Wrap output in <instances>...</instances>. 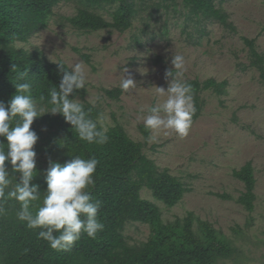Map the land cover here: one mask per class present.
Here are the masks:
<instances>
[{
    "label": "rangeland",
    "instance_id": "1",
    "mask_svg": "<svg viewBox=\"0 0 264 264\" xmlns=\"http://www.w3.org/2000/svg\"><path fill=\"white\" fill-rule=\"evenodd\" d=\"M135 3L138 13L132 26L119 32L84 31L67 21L81 7L110 20L115 5L92 7L83 0L61 1L45 28L25 42H16L15 47L40 49L48 60L64 61L69 67L82 62L86 95L76 100L101 109L102 128L121 124L132 139L143 143L144 153L158 167L169 168L188 188L172 207L142 189L141 196L160 207L164 222L193 212L211 222L233 246V253L215 264H264V84L255 68L244 69L248 53L242 39L255 38L257 50L264 54V0L217 1L216 7L227 14L234 30L216 19L191 15L181 0ZM81 54L89 55L90 63ZM176 54L185 57V81L213 77L226 81V92L202 93L204 107L186 137L150 129L144 137L140 126H144L146 107L165 99L156 95L155 86L167 88L164 72ZM123 67L137 85L128 92L119 87ZM114 88L121 90L117 99L104 92ZM247 161L256 179L250 213L237 202L244 186L232 175L233 169ZM149 233V224L140 222H129L123 230L129 245L140 244Z\"/></svg>",
    "mask_w": 264,
    "mask_h": 264
},
{
    "label": "trees",
    "instance_id": "2",
    "mask_svg": "<svg viewBox=\"0 0 264 264\" xmlns=\"http://www.w3.org/2000/svg\"><path fill=\"white\" fill-rule=\"evenodd\" d=\"M61 1L64 0H0V101L6 106L16 93L15 84L30 82L31 95L38 108L51 107L47 102L49 90L58 86L61 79L54 62H62L66 68L70 67L61 60H48L40 49L28 51L16 48L15 43L25 42L32 34L45 28L54 7ZM83 1L92 7L115 5L110 20L87 7L78 8L67 21L84 31L113 29L125 32L132 26L138 13L135 0ZM217 1L225 0H181L191 15L216 19L234 30L227 14L216 7ZM242 39L248 53L244 69L255 68L259 80L264 84V54L257 50L255 38ZM81 56L86 63H90L89 55ZM13 64L17 66L15 70H12ZM25 71L28 72L27 76L19 79V73ZM187 82L194 89V123L205 104L202 93L211 90L222 95L226 92V81L209 77ZM104 92L117 99L121 90L105 89ZM42 94L46 98L43 102L39 100ZM85 95L84 88L77 90L70 98H83ZM81 103L86 112L91 109L88 116L97 123L98 129H103L99 122L101 109L86 100ZM140 128L147 137L149 129L144 126ZM31 129L39 137L34 145L37 174L31 183L38 185L41 192L46 189L44 173L49 160L61 165L75 155L98 160L93 174L94 186L87 191L93 201L101 203L97 219L104 228L95 238L82 232L80 239L69 250H55L47 241L37 238V233L42 229H29L25 222L17 219L20 204L14 200L7 201L4 203L5 213L0 215V264H215L219 258L233 253L231 242L211 222L196 217L193 212L164 222L160 207L141 196L142 189L146 188L154 199L172 207L182 199L188 188L170 173L169 168L158 167L144 153L143 143L132 139L121 124L107 128L108 140L102 145L80 139L75 128L60 114L46 113L35 118ZM0 142L6 143L3 137H0ZM12 175L18 182L19 174ZM232 175L244 186L237 202L247 212H252L256 199V179L251 161L233 169ZM14 184L15 180L12 186ZM129 222L149 224L150 233L145 241L138 245L127 243L123 230Z\"/></svg>",
    "mask_w": 264,
    "mask_h": 264
},
{
    "label": "clouds",
    "instance_id": "3",
    "mask_svg": "<svg viewBox=\"0 0 264 264\" xmlns=\"http://www.w3.org/2000/svg\"><path fill=\"white\" fill-rule=\"evenodd\" d=\"M54 63L61 79L58 86L49 90L47 102L50 108H38L31 95L30 82L15 84L16 93L7 106L0 101V137L6 141L0 142V215L5 213V202H18L17 219L25 222L29 229H42L37 238L47 241L52 249L66 251L80 239L82 232L95 238L104 228L97 219L101 203L93 201L87 191L94 186L93 174L98 160L79 155L72 156L63 165L49 160L44 173L46 189L39 191L38 185L31 183L37 174L34 145L39 138L31 125L35 118L46 113L60 114L82 140L102 145L108 137L107 129H98L97 123L89 118L91 109L86 112L83 103L70 98L77 90L85 88L86 73L82 62L70 68L62 62ZM170 64L164 72L167 88L155 86L156 95L165 99L146 107L143 123L146 129L154 132H174L186 137L196 113L194 89L183 79L185 57L172 55ZM16 67L13 64L12 70ZM122 71L119 87L124 92L135 89L137 85L132 73L127 67ZM27 74V71L19 73V79ZM45 99L43 94L39 97L42 102ZM12 174H19L18 182ZM36 201L42 202L34 204Z\"/></svg>",
    "mask_w": 264,
    "mask_h": 264
}]
</instances>
